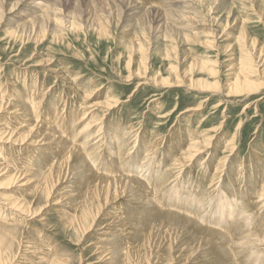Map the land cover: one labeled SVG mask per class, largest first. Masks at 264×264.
Returning <instances> with one entry per match:
<instances>
[{
	"label": "rangeland",
	"instance_id": "1",
	"mask_svg": "<svg viewBox=\"0 0 264 264\" xmlns=\"http://www.w3.org/2000/svg\"><path fill=\"white\" fill-rule=\"evenodd\" d=\"M41 1L0 0V264H109L108 257L102 256L104 250H130L128 264H152V258L161 255L164 257L157 264H168L169 256L170 260L174 253L183 254V250L173 249L174 242L183 244L185 238L180 233L170 236L162 217L166 211L189 215L187 210L194 205L181 206L178 200L172 203L168 196L154 193L150 201L153 199L155 205L150 203L155 208L129 206L127 197L112 191L114 187L103 188L106 178L98 176L101 189L91 196L93 191L89 193L81 179L71 173L74 155L68 157L67 145L84 142L86 136L79 141L73 138L87 125L104 120L107 136L131 128L140 135L138 146L154 143L153 166L172 159L184 165L186 156L182 153L196 137L205 146L200 137L206 133L213 138L210 156L201 154L191 161L185 167L186 173L189 171L186 180L204 179L203 190L208 191L216 172L215 178L220 179L215 197L236 207L247 201L251 195L246 187L251 181L252 185L259 183L264 175V0H186L189 8L170 0H126L129 6L137 2L147 6V13L137 17L129 16L114 0H56L60 16L77 17L79 31H72L69 23L62 33L49 26L38 35L16 31L21 16ZM89 4L90 9L101 8L107 15L110 11L106 34L103 31L101 35L97 24L88 19ZM158 13L169 18L170 38H163L165 41L158 38L164 34L156 30ZM137 21L150 30L143 55L147 59L142 72L145 76H140L150 78V82L134 78L140 72L138 67L131 73L126 64ZM167 48H173L172 58L165 57ZM171 68H176L172 77ZM183 70L188 72L185 77ZM241 72L249 77L248 86L256 88L254 92L231 93L244 83L238 78ZM164 80L168 82L163 85ZM192 80L215 88L193 85ZM30 97L38 103L34 106L28 101L35 110H28L26 99ZM88 98L92 118L78 124ZM60 119L65 120L67 130L76 126L68 144L59 143L53 130V122ZM34 139L37 143L33 144ZM130 157L122 165L116 155H103L96 168L102 170L100 174L107 171L119 176L126 169L128 174ZM32 159L39 162L38 168ZM51 159L55 165L52 179L49 185L37 187L41 167ZM241 165L243 170L238 172ZM193 190L190 188L189 194ZM179 191L188 190L182 187ZM11 202L25 205L36 217L25 220L2 204ZM146 208L153 216L143 215ZM259 212L253 210L256 215ZM261 214L255 222L261 223L264 212ZM197 222L203 223V219ZM224 224L217 228L225 236L236 229V224ZM118 233L120 236L115 235ZM186 255L177 258L178 264H187ZM123 261L119 258L112 264ZM234 261L246 264L239 263L243 261L239 258Z\"/></svg>",
	"mask_w": 264,
	"mask_h": 264
},
{
	"label": "bare ground",
	"instance_id": "2",
	"mask_svg": "<svg viewBox=\"0 0 264 264\" xmlns=\"http://www.w3.org/2000/svg\"><path fill=\"white\" fill-rule=\"evenodd\" d=\"M53 1L55 4H48V1L42 0L41 2L34 5L32 7V10H29L27 13H24L21 16L20 22L17 24L16 31L22 34L28 32L30 34L38 35L42 31L47 30L49 26L53 28L52 30L53 32L62 33L63 31L68 29L66 27L67 23H69L68 24L69 28H71L72 31H79L80 22L77 20V17L75 18V16H66V17L60 16L59 15L60 9L56 3V0ZM114 1H117L115 3H119L121 6L125 7L126 11L128 12V15L131 17H137L143 12L147 13V6L144 3L137 2V4H134L133 6H129L126 5L127 4L126 0H114ZM170 2L172 4H181V5L186 4V6L183 5L185 8L190 7V5L187 4L186 0H170ZM91 6H92L91 4L88 5V14H89L88 19H91L92 23L97 24V26L100 29V34L103 35L104 34L103 31H105V29H107L108 25L111 23V16H108L110 14V11L108 12L107 15V13H105L101 8L100 10H97L95 8L90 9ZM111 10L113 11V9ZM148 10H151V8H148ZM67 18L68 20H66ZM155 19L157 24L156 30H159L161 34L164 32V34L159 35L158 38H161L163 41L168 40L170 38L168 36V32L170 30V27L168 25V21H169L168 16L165 13H161V14L158 13L155 16ZM143 22L145 21L143 20ZM149 35H150V30H147V28H145V25L137 21L136 28H134L133 30L132 39L128 43L129 44L128 54H130V58L128 59L129 61H127L126 63L127 68L130 70L131 73H134L133 72L134 66L138 67L140 72L134 76L132 74V76L134 78L143 79L145 80V82H150L149 80L150 78L140 77V76H145V74H143L142 72H144V67L147 63V59L144 58L143 55L145 50L148 48L147 45H148ZM207 45L211 46L210 44ZM173 51H174L173 48H167L164 52L165 57L172 58ZM139 55L140 56L142 55L141 60H139L140 59ZM135 62H138V64H135ZM243 70L245 72V69H242V71ZM169 72L171 74V77L174 76L176 72V68H171ZM182 74L185 77L188 74V72H186V70L185 71L183 70ZM238 78L239 80L244 81V83H242L240 87H235V89L231 91L232 94H245V93L248 94L256 90V88L249 87L250 79L243 72H241L238 75ZM167 82L162 84L163 85L167 84ZM192 83L193 85L198 84V82H194L193 80ZM145 84L146 83H140L139 85L141 86ZM199 85L209 90L215 88L208 86L207 84L199 83L198 86ZM89 99L90 98H88L86 101L85 104L86 107L81 106L82 109L84 110V113L81 114L82 118L78 121V124L92 118V111H90L91 108L88 106ZM28 101L29 102L31 101L32 102V103L30 102L31 104L37 106L38 103H35L36 99H34L33 97H30V99L29 98L26 99L28 110L29 109L35 110L36 108L32 106ZM192 110L198 111L197 109H192ZM109 115L110 113L105 114V118L108 117ZM62 119L65 118L62 117ZM65 120L68 119L66 118ZM65 120L63 122L60 119L59 122H57L58 125L55 122H53V127H54L53 130L58 136V140H59L58 142L62 144H68V139L71 137V135L74 132H76L74 131L76 126H71L70 130H67L66 127L67 124ZM73 123L75 125L77 122L74 121ZM105 131H106V123L104 122V120L101 122V124L96 123L93 126L87 125L83 130H81V132H79L78 135L75 136V138H73L79 141L83 136H86L85 141L74 146L72 144L67 145L68 157L71 158L72 153L74 155V164H73L74 169L71 173L81 179V181L86 185V188H89V193L93 191L90 194L91 196L95 194L99 189H101V186L98 184L100 183L101 179L98 177H102V178H106L103 180L102 187L107 188L108 190L110 189L112 190V188L114 187L112 191L115 194L119 193L121 196L127 197V202L129 203V206L130 204L131 205L142 204L155 208L153 206V204L155 205V203L152 202L153 199L152 201H150L151 200L150 197H152L154 193H161V195L168 196L170 202L172 203L178 200L180 203L183 204V205L180 204L181 206L186 205L185 207H188L190 204L194 205L195 209L193 208V206L192 209L188 207L189 211L187 210V213L189 215H185V212H184L185 215L184 216L177 212H171V211H166L168 212L166 217H162L161 214L162 219L165 220L163 224L165 226L164 229L166 230V232H168L172 237H174V234L178 235L180 233V237L185 238V242L183 244L174 242L175 246L173 250L174 252L183 250V254L184 253L187 254L186 255L187 257L186 259L188 260L187 264H237L234 263L235 258H239L243 260L242 262L239 263L264 264V260L261 257L264 256V216L261 223L260 221L255 222V219L256 218L258 219V216L262 215L261 214L262 211L264 212V175L262 178L259 179L260 180L259 183H253L252 185L253 181H251L249 187H246L248 191L245 189L248 195L249 196L251 195V198H248L247 201H241L239 203V206L236 207L235 203H232L231 201H222L221 198L215 197L218 195V194L214 195L215 187H217L218 185L217 184L218 182L216 183V181L220 179V177L215 178L217 175L216 172L215 174L214 173L212 174L211 185L208 187L209 192L206 189H205L206 192L205 190H203L205 186L204 184L205 182L203 181L204 179L198 181H194V180L190 181V179L189 181L186 180L188 177L186 175L188 174L189 171L186 173L187 168L185 167H189V163L193 161L195 158H198V156L201 154H206V158L210 156L209 149L211 146V142L213 141V138L209 134L203 133L202 136L200 137L205 139L204 140L205 146H201L202 142L198 140V137H196L191 143V145L188 147V149H186L182 153L184 155L183 157L186 156V161H185L186 164L181 165L178 159L175 160L172 159L169 163L165 161L162 162L160 160L157 166H153L151 164V160L154 158L153 154L157 150V147L154 143H149L146 146L145 145L138 146L140 135L138 134V132H132L131 128H129L127 132L115 134L114 136L112 135L110 136L109 134H108L109 136H107V134H105ZM92 140H94V142L91 143V147H88L87 145ZM32 141L33 142L31 143L33 144L37 143V139H34ZM105 149L106 151H104ZM234 149L235 147L232 146L231 153L234 151ZM109 154H110V158L111 155L112 156L116 155L117 161H119L122 165L127 162V159L131 155L130 157L131 162L128 167V174H126L127 169L124 170L126 171V173L123 172L119 176H113L112 173L107 171L106 172L103 171V174H100L102 170L98 172L96 168L98 165V164L96 165V163L99 162L98 158L100 156L103 155L106 156ZM104 158L105 157H103V159ZM32 160L36 163V166L35 163H33V165L38 168L40 165L39 162L34 159ZM161 162H162V166L159 165ZM226 162H227V157L223 159L221 172H223V167L226 166L225 165ZM203 164L204 162H202L199 166ZM5 166L6 169L10 167L7 165ZM54 166H55L54 159H51L49 161L47 160L44 163L38 174L37 187H39V185H46V184L49 185V182L52 179L51 178L52 168ZM228 169L229 167L226 168V171ZM242 170L243 169L241 165V167L238 169V172ZM44 171L47 174H43ZM235 174H236L235 177H239V174L237 172H235ZM229 177L230 179L232 178V176ZM184 180H185V185L182 186ZM200 185L202 186V190H203L202 193H201L202 190L199 189ZM118 186H120V189H118ZM149 186L151 188L154 187L156 190L152 188L153 190H155L153 192V190H151ZM182 187H184V189H187L188 191L180 192L179 190ZM190 188H193L194 190L192 191V193L189 194ZM211 189L212 191H210ZM168 197L165 198L168 199ZM158 199H154V200L158 201ZM150 202L153 204H151ZM2 204L8 207L9 209H11L13 212H15L16 215L21 214V216H23L25 220H28L27 217H32L31 219L36 217L34 215L36 212H31V213L28 212L26 210L25 205L23 204L12 203V202L7 204L2 203ZM170 205L172 204L170 203ZM177 205L178 204H176V206L173 205V207H177ZM181 206H178V208L179 207L181 208ZM254 209L260 210V212L256 215L255 213H253ZM164 210L165 208L162 211ZM154 211L157 210L155 209ZM203 213L204 215H201ZM143 215L153 216L150 212H147V208L145 209ZM156 215L157 214L155 213V216ZM196 216L200 218L197 219V221L203 219L204 224L201 222L200 223L197 222L195 220ZM147 217L149 216H146V218ZM141 218H143V216H141ZM122 219L123 218H120V221ZM147 221L149 220L147 219ZM224 223L229 225L236 224L235 230H229V229H228L229 231L225 230L228 233L227 235L228 237L223 235L222 231L218 230L219 224L223 225ZM222 228L224 227H221L220 229ZM105 233H109V232H105ZM115 235L120 236V233ZM131 253L132 252L130 250L127 253L124 252L123 250H121V252L104 250L102 251V256L108 257L107 261H110L108 262L109 264H112L115 260H118L119 258L124 260L123 261L124 264L126 263L128 264L129 261L128 255ZM183 254L177 256L178 254L174 253L175 258L172 257L169 260L170 257L169 256L167 259L168 261L167 263L178 264L177 258L182 257ZM161 257H164V255L153 257L152 264H157L158 260H160Z\"/></svg>",
	"mask_w": 264,
	"mask_h": 264
}]
</instances>
